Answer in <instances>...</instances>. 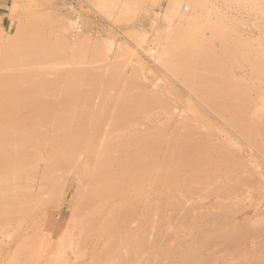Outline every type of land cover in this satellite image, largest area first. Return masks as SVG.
<instances>
[{"label": "rangeland", "instance_id": "1", "mask_svg": "<svg viewBox=\"0 0 264 264\" xmlns=\"http://www.w3.org/2000/svg\"><path fill=\"white\" fill-rule=\"evenodd\" d=\"M175 4L177 5V7H175ZM169 10H171V11H169ZM195 17L197 19L196 22L192 19ZM34 18H36V19L34 20ZM32 20H34V21H32ZM36 20H39V21H36ZM193 22H195V23H193ZM21 23H22V25L24 23H28V24L34 23L33 25L38 26V28H41L40 31L43 30V32L45 33V35H44L45 37L49 34V32H51L48 35L49 37L48 36L46 37L47 39L50 38L51 41H47V40L45 41L44 37H43V40H44V42L49 43V46L45 43L48 48L50 46L52 47V45H53V47H52L53 49L52 48H50V49H52V50L56 49L59 51L58 52V51L54 50L56 55L60 56V59H59L60 62L57 61L58 56L56 59V62H58V63H56L54 65H53V63H55V62L51 63L54 60H52L50 62L48 59L46 63L49 64V62H50V66L48 64L47 65L49 67H47L45 65L47 67V69L45 67H42L41 70L38 68L39 69V71H38L36 68V67H40V66L46 64L44 61H42V63H40V64L37 63L38 65L34 64V67L32 68V70L34 71V69L36 68L34 72L36 73V71H38L37 72L38 75L41 73V71H44V73L46 72L45 75L47 76V78L45 77V79H44L42 77V75H39L40 77L39 76H37V78L34 77L33 80L35 79V81H37V79H38V83L42 82V80H44V81L45 80L46 81H50V80L51 81H56V80L61 81V85H60L61 89L60 88L59 89L61 91L63 88H65L64 89V91H65L67 89V85H68L67 83H68V79L70 78V74L76 72V70H77L76 68H78L79 73H80V70H82L84 73H85V71L86 72L88 71V73H90V70L92 71V69H93L91 74H93V76L97 75L96 77L99 78L98 79L99 82L98 81H96V82L100 83V86L98 84V87H97L96 86L97 83H96V85L94 84V86L84 87L85 90L84 89L83 90L85 92H87L89 95H91L92 94L91 91L90 92L87 91L88 88H89V90L90 89L92 90L93 88L96 89V91H97L96 94H95V91H92V92H94L93 94H95V95L92 96L93 95L92 94L90 99L87 100V102L90 105L89 107H91L92 104L94 103L93 107H95L96 110L98 111L101 108V104L104 105V103L106 102V101L103 102L102 96L104 95L103 93L106 91V88H104L107 84L106 82L108 81V79H110V77H113L112 73H115V70H114V72L112 70L117 69V66H118L117 63L121 62L120 64L122 65V61H124V63H123V64H125V65H123L124 67H122L120 65L121 67H119V69H117L118 70L117 72L119 74L115 75L116 77L118 75H120V77H118V79H117V82H118V80H120V83L118 85L120 86L121 89H119L120 90L119 91L118 90L119 86L117 85V87L114 88V89L117 88L116 89L117 94L114 93V92H116L114 89H112L111 92L109 91L111 94V97L114 96L111 98V99H113L112 101L115 103H118V101L120 100L121 102L123 101L122 103H124L129 96H131V95L136 96V94H137V96H139L138 102L142 101L141 103H146V102L150 103V105L148 106L149 110L146 111V113H145V116H147V117L143 118L142 123L133 124V126L135 125L134 128L135 129L137 128V130H139V131L145 132V131H148L149 128L150 129H151V127L153 128V126H155L156 128H159L161 126V128H159V129H162L164 127L163 128L164 133H167L166 135L168 138H170V139L175 138L174 139L175 142H173V141L171 142V145L174 149L177 148L178 150H182V149L184 150L186 143H188L187 142L188 140L190 142L192 141L191 143L193 145L190 143L192 145V147L194 146V143H196V141L194 142V140H201V142H203V143H200V145L205 144L204 142H206V144L209 143L208 145L210 147H212V148H210L209 146L204 145V146H201L202 147L201 149H203V147L206 146L205 148L208 147L209 149H211V150H209L211 153L212 152L214 153L216 151L214 153V155L218 154L217 157L219 156L218 159H216V155L214 156L212 154L213 160H216V162L213 161L214 163L213 162L211 163L209 161L210 160V159H208L209 157H207L208 160L206 159L204 164L202 162V166L204 167L203 168L204 170H202L203 172H205V170L207 171V169H209L211 167H213V169H214V166L216 169L212 170V168H211L212 172L217 171L218 169H221L218 172L212 173L211 171L208 170L209 174H211V176L205 175L206 176V178H205L203 176V173L199 172V169L196 170L197 173L194 170L195 173H190V175H188V179H187L188 182L186 180H183V179L175 180L174 185H173V188H175V190L172 188L174 190V192L172 190L169 191L168 189H164V190H161L159 193H157L154 196L156 198L158 197L157 199L154 197L152 198L155 201L154 202L155 206L153 209L156 212L153 211L151 216L153 215V217L154 216L156 217V218L154 217L155 219L158 218L159 220L158 219L155 220L154 218H152L150 216L152 218V220L154 219L152 221V223L150 222L151 220H149L151 218L148 219L145 217L143 219V222L142 221L140 222L136 218V216L135 217L132 216L133 218H131V222H130L131 229H133L139 233L142 230L144 233L145 232L144 229H145L146 232L144 234H146V237H145V239L143 238L145 240L143 245L147 244L146 246H148V249L146 248V246H145V248L140 246L139 247L140 250H141V248L144 249V250L142 249L143 252H142V250L141 251L139 250V252L134 257L131 255L132 256L131 260H133V258L135 259V261H133V262H135L134 264H140V263L141 264H147V263H149V264L153 263L154 264L156 262H153V261H157L158 259H161V258H159L160 254L157 253L158 254L157 260H155V259L151 260L152 262L148 261V260H150V258L153 259V257H150L152 255V253L150 251H149L150 256L148 255V253H149L148 250L150 249V247H149L150 245H148V244H151L152 248H153L155 241H154V238L152 239V236L155 237L157 235V231L150 229L152 227L151 225L153 224V222L154 223L156 222L155 224H157V222H158V224H160V225H162L161 223L164 222L163 224H165V226L163 225L160 227V229H158L159 234H161V232H162V234H164L170 228L172 229V231L169 232L170 235H168L167 233L164 234L166 236H165V238H163V240L165 239V242H167V243H165V242L163 243V240L161 242L169 250H171L172 248H175V247L177 249V244H178V250H179L180 246H184V244L183 245H181V244L184 243L185 241H186L185 244H187V243L189 244L190 240L192 241V237H190V236H193L195 234L193 236V238H196V240H198V241L193 239L194 240L193 243L195 244V241H196L197 247L200 249H204V252L206 251L205 253L203 252L205 254L204 257L207 256L206 259H208V257H209V260H213V263H212V261L206 260V261H208V263L206 262V264H239V263L241 264L244 261H247V260L252 259V258L254 259V261L249 260L251 264H252V262H256V264H257L258 259L260 262L258 264L264 263L263 262L264 259H263V257H261V255L264 256V254H263L264 253V234H263L264 233V221H263L264 220V212H263L264 211V156H263L264 155V147H263V143H262V141L264 142V138H263L264 134H262V133H264V130H262V129H264V123H263L264 122V119H263L264 118V84H263L264 83V75H263L264 74V62H263L264 61V0H0V51L3 52V49H5L4 46H7L9 43L11 44V42L15 41V39H13V37L16 35V32H19V30L22 29L21 32H23V34L31 32L33 30L32 27L30 29L28 27H24V26H26V24L23 25V28L26 29L27 32L26 31L24 32L22 25H21V29H19L18 27L16 28V26H20ZM42 23H44L43 24L44 26H42ZM30 24H29V27L32 25V24L31 25ZM39 24H41L40 27H39ZM49 24L53 30L50 29L51 27L49 26ZM190 25H191V27H192V25L193 26L198 25V26L206 28L207 30H212V31H216L217 28H220L223 31H225V33L227 35L226 37L229 38V39H225L226 37H224V36L216 38V40L214 42L213 41L210 42L213 45H211L208 42L209 46H208V44L205 43V46L208 48H211V50L215 47V49H213V50H215V52L213 51L214 53L210 52L211 50H209L208 48L206 49V51L209 50V52L208 51L207 52L210 53V57L208 55H206V57H202L201 55H199L201 53V51H198L199 54L197 53L198 55H196L197 56L196 58L193 54V56L195 58V63H194L196 65L195 67H197V64H198L197 60L201 61V62L203 61L204 64L203 63H201V64L204 65L206 68L204 69V71L202 70V68H199V69H201L204 72L203 73L201 71L203 74H205V76L203 74L202 75L196 74L197 73L196 69H195L196 73L195 72L192 73V71L191 72L188 71L191 75L189 74V76H187L188 73L186 72V70H184V72H183V68H184L183 66L186 67L188 63L187 64L183 63L182 61H184V60H182L180 58L181 55L179 57V54L177 53V52H180V49H182L183 47L185 48L186 45L189 44L188 43L189 41H191V43L193 41L194 42L196 41L194 43L196 46V43L200 44L199 42L202 43V41L204 42L206 40V39L203 40L204 38L202 36H200V32L198 31L199 29H197V28H196L197 31H195L196 34H195V32L191 33L192 31L189 32V33L193 34V36H190L191 34H189V36L191 38L189 36L188 37L185 36L186 38H188V39L185 38L188 42H186L185 39H182L183 38L182 36H184V34H186V33L188 34V31H186L187 29H185V28L189 27ZM15 29H17V30L19 29V30L17 31ZM179 31L181 34H178ZM43 34H42V36H43ZM12 35H14V36L11 37ZM195 35H197V37H194ZM241 37L244 41L243 40L240 41ZM18 38H20V36H18ZM18 38H16V40ZM172 38H174V39H172ZM193 38H195V40ZM197 38H200L199 42L196 40ZM222 38H223V40L225 39V41L229 40V41H226L227 44L224 43ZM239 38H240V40H238ZM6 39H8L9 42ZM18 40L15 42V44L12 43L16 47L18 45V43H17ZM84 40L87 42V44L85 46H84V42H83ZM1 41L4 43L3 44L4 46L2 45ZM238 41L240 43H238ZM51 42H52V44H51ZM221 42H222V44H221ZM16 43H17V45H16ZM170 43H172V44H170ZM223 43H224V46H223ZM12 44L10 45V47H12ZM98 44L100 45V47H98L99 46ZM176 44H177V47H175ZM194 44H193V46H194ZM92 46H94V47H92ZM222 46H223V48H222ZM199 47H201L199 50H202L203 44ZM227 47H229L230 50L229 49L228 50L230 52L227 50ZM79 48H82L83 50H81ZM99 48L102 51L101 50L99 51ZM187 48L189 49V47H187ZM191 48H193V47H191ZM222 49L227 50L229 55L227 54V52L225 50H222ZM232 49L235 51V53H233L234 51L232 52ZM252 49H254L255 51L253 50L254 51L253 52ZM184 50H182V51H184ZM91 51L95 52V54L91 53ZM97 51H98V53H96ZM119 51H120V53H119ZM175 51H176V53H175ZM99 52H101L102 54ZM192 52H193V49L191 50V53ZM242 52H245V53H242ZM191 53L189 54V52H188V54L190 56L192 55ZM202 53L206 54V52H202ZM211 53L214 55H217V56H215L216 57L215 61L217 60L216 62L214 61V56ZM225 53L227 54V56ZM75 54L76 55L78 54L77 55L78 57L77 56L76 57L80 58V59H78L79 61L80 60H84V61L86 60V61L85 62L84 61L79 62L78 60H75V59H77L74 56ZM97 54H99V58H97ZM230 54H231V56H230ZM186 55L183 53V56H186ZM94 56L96 57V61L91 63V61H93L95 59V58L94 59L92 58ZM169 56H171V57H169ZM90 57L92 60L90 59ZM200 57H202V58H200ZM239 57H242V59H239ZM185 58H186V60H189L188 59L189 57L186 56ZM186 60H185V62H187ZM204 60H206V62L207 61L210 62V65L206 66ZM234 60H236V61H234ZM241 60H243L244 62ZM116 61H118V62L116 63ZM191 61L192 60H190L189 62H191ZM217 62H219L223 66L224 69L227 68V69H225V72L221 71V69L223 70V68L217 67L218 65H220ZM252 62H254V63H252ZM88 63L89 64L91 63V65L89 66ZM172 63L174 66L171 65ZM216 63H217V65H216ZM233 63H235V64H233ZM79 64H82V65H79ZM83 64H84V66H83ZM110 64L114 65V66H110ZM254 64H257L256 67ZM57 65H59V66H57ZM102 65L104 67L106 65L107 66L104 68ZM170 65L173 66L175 69H173V68L170 69V67H171ZM175 65H177V66H175ZM181 65L183 68L181 67ZM79 66H81V67H79ZM98 66H100V67L102 66V67L100 68ZM178 66H179V68L180 67L181 68L180 69L177 68ZM252 66H254L255 69H254V67L252 68ZM50 67L51 68L53 67L54 69H51ZM109 67H111V69ZM256 68L258 69V71ZM260 68L262 71L260 70ZM101 69H103V70L101 71ZM186 69H188V68H186ZM110 70H111V72H110ZM119 70H121V71H119ZM123 70H124V72H123ZM173 70H175V71H173ZM197 70H198V67H197ZM217 70H219V71H217ZM252 70L254 72L257 71L258 73L256 72V74H254L252 72ZM72 71H74V72H72ZM178 71H180V72H178ZM259 71H261L262 73ZM185 72L187 75L184 74ZM130 73H132V74L136 73L137 79L133 78L136 76L132 75V74L131 75L133 77L130 78V75H129ZM177 73H179V74H177ZM212 73L216 74V75H211ZM123 74H124L125 78L122 79ZM222 74L223 75L228 74V76L224 75L225 76L224 77ZM257 74L259 75V77ZM48 75H49V77H48ZM55 75L59 78H56ZM138 75H139V77H138ZM195 75L197 78L196 77L193 78V76H195ZM108 76H109V78H107V80H106V77H108ZM201 76L203 78L206 77V78H204L205 80L203 78H201ZM50 77H52V78L55 77V78L51 79ZM100 77H102V78L100 79ZM116 77H115V79H116ZM227 77H230L231 79L230 78L228 79ZM138 78H140V79H138ZM181 78H183V79H181ZM185 79H187V80L184 81ZM227 79H228V81L230 80V83L232 81V83L229 84ZM249 79H252V81H250ZM121 80H122V82H121ZM189 80H190V83H188ZM138 82L140 85H138ZM142 83H145V84L142 85ZM191 84H193V85H191ZM230 85H232V86H230ZM144 86H146V88ZM225 86H226V90H222V88H225ZM106 87H108V84ZM111 87H114V86L111 85ZM138 87H141V88H138ZM227 87L229 89L230 88L233 89L235 87L234 89L237 90L235 92L236 93L238 92V94L234 93V91H232V90L230 91L229 89H227ZM42 88H44V87L40 88L41 91H42ZM97 88L99 90H97ZM124 88H126V89H124ZM101 89H102V91H101ZM108 89H109V87H108ZM133 89H135V90H133ZM109 90H111V89H109ZM136 90H138V91H136ZM123 91H124L123 94H125V95L122 94ZM131 91H133V92H131ZM109 92H107V93L109 94ZM216 92H217V94H216ZM222 92L226 93V94H224L225 96L223 95L224 98L221 96ZM112 93H113V95H112ZM101 94H103V95L100 97ZM114 94H116V96ZM119 94H120V96H119ZM126 94H128V95H126ZM51 95H52V97H51ZM51 95L48 98L49 100H51V102H56V101L60 100V98H58L57 95H55V94H54V96H53V94H51ZM159 95H161V96H159ZM226 95L227 96L230 95V97L228 96L229 98H227ZM108 96H110V95H108ZM219 96H221V97H219ZM135 98H137V97H135ZM159 98H161V99L159 100ZM231 98H234L235 101H233V99H231ZM107 99H109V98H107ZM115 99H116V101H115ZM128 99H130V97ZM131 99H134V97ZM147 99H148V101H147ZM222 99H224V101L226 100L225 101L226 104L228 102H231V101L232 102H239V103L242 101V105L233 103L234 105H237V106H233L232 102H231V104H229V108H227L228 104L227 105L225 103L223 104ZM251 99H252V102L248 101ZM135 101L137 102V100H135ZM150 101H152V102H150ZM220 101H222V102H220ZM101 102H103V103H101ZM248 102H250V103L248 104ZM112 103H110V104H112ZM164 103H167V104L164 105ZM217 105H219V107ZM230 105H232V106H230ZM238 105H240V106L238 107ZM243 105H245V106H243ZM97 106L99 109H97ZM221 106L222 107L224 106V107L222 108ZM160 107H162V108H160ZM234 107L235 108L242 107L239 110L241 111L242 109H244L242 111L245 112V113L243 112L244 117L242 115H240L242 113H240V114L238 113L239 116L237 115V117L235 116L236 119L239 118L240 120L241 119L244 120L242 122V125H243L242 126L241 121L239 119H237V120H239L238 121L239 123L237 122L239 125V126L238 125L237 126L239 128H237L235 126L237 123L234 122L235 117H233V116H234V114L236 115V113H237L234 111V110H236V109H234ZM224 108H227L228 110H225ZM230 108L232 109L231 110L232 114L234 112L233 116L231 113L229 115L227 114V113H229L228 111H230ZM217 109H220V110L222 109L223 112L217 111ZM91 110H93L95 113H97V111L94 110V108H92ZM245 110H247V111H245ZM219 112L221 114L222 113L223 114L221 115V114H219ZM245 114H248V116H246V117H248L247 119L245 117ZM160 115L162 116L161 118H159ZM250 116H252V117H250ZM229 117L230 118L232 117V118L230 119ZM147 118L148 119L150 118V120L152 122H150V120H148ZM249 118L251 121L254 120L252 122L254 124H252L250 122V120L248 121ZM155 119H157V120H155ZM109 120L104 122L102 125L103 128L105 127L107 129L103 130V128L101 127L100 132H99L101 136H103V137L105 136V139L103 138L104 141L102 138L100 139L104 143H106L105 141H107V143L110 142V140L112 139L111 137L116 135L113 133H117L115 131L114 122L112 121V123H111L110 122L111 120L110 121ZM233 122L235 125L233 124ZM106 123H110L111 125L106 124ZM248 123H251L252 125L249 124L250 125L249 126ZM256 123H257V125H256ZM246 125H248L247 127H249L248 128L249 130L247 129ZM168 126H170V128ZM232 126H233V128H232ZM252 126H253V128H256V130H257V127H258V129L262 130V131L261 130L256 131L258 136L256 135L255 129H253ZM110 127H111V129H109ZM146 127H148V128H146ZM241 127L244 130H240ZM167 128H168V130H167ZM40 129L44 130V126H43V128H40ZM246 129L248 131H245ZM43 130H42V132L46 131V130H44V131ZM108 130H109V132L113 131V132H111L112 135H111V133L109 135ZM252 130L255 133L254 136L250 135V132H252ZM48 131L49 130H47V132ZM104 131L105 132L107 131L106 132L107 134H105ZM247 132H248V135L251 136V138H250V136L248 137ZM208 134H211V135H208ZM107 135L110 137H108ZM209 136H210V138H209ZM106 138H107V140H106ZM190 138H191V140H190ZM206 138H208V139H206ZM252 139L253 140L255 139V140L253 141ZM210 140H212V143L209 142ZM207 141H208V143H207ZM258 142L259 143L261 142V146L263 148L259 147L260 144ZM172 143H174V144H172ZM217 143H220L221 146L218 145ZM200 145L195 144L194 147L197 146V148L199 149ZM215 145H217V146H215ZM33 147L36 150L41 151L40 149H37V147H35V146H33ZM194 147H193V150L196 149ZM221 147H223V148H221ZM34 148H31V149H34ZM222 149H225V150H222ZM36 150H33V151L36 152ZM226 150L229 151L230 153H226ZM209 151H205V152H209ZM37 153H39V152H37ZM41 153H42V151H41ZM208 154H207V156H208ZM219 154H221V156ZM229 154L231 156H233L235 160ZM226 155H228V156H226ZM214 157H215V159H214ZM210 158H211V155H210ZM82 161H83V159H82ZM206 161L210 162V165H209V163L206 164ZM226 161H228V162H226ZM81 162L79 161V163H81ZM219 162L220 163L223 162L222 165ZM233 162H235V163H233ZM218 163H219V165H218ZM39 164H41V165H40V170L38 171L37 174H39V172H40V174L38 176L36 174V177L34 178L38 181L36 182V180L33 179V181L31 180L33 183H31L30 180L27 182L22 180V187H23V185H24V187L21 188V186H20L18 188V192L22 191L24 189L22 192L23 196H26L27 193L25 191H27L29 187L33 190V192H32L33 198H30V199L34 202L33 203L30 202L31 200L29 201L31 207L34 203H36L38 201V200L37 201L34 200L35 195L38 196L37 198H40V199H41V196L43 197V195H46V197L44 196L42 198V200H44V201L46 200L45 203L47 202L46 204H43L44 202L41 200V202L43 204L42 206H39L38 204L41 202H38L37 205L39 206V208L36 207L37 205H35V207H33L36 210L34 217L32 218V221H31L33 224L30 222V223L25 224L26 228L24 227L25 225L23 226L24 231L27 232V233L24 232L26 234L27 239L25 238V234L23 232L21 233L22 234L21 238L22 239L24 238V240L26 239V242H27L28 237L31 236L32 239L29 238V241L31 239L32 242L30 244L28 241L29 245H31L30 246L31 250L29 249L30 251L28 252V257L29 258L31 257V259H29L27 256L24 255L25 259H23L24 257L22 259L26 260V261H23L22 263L28 264V261H29V264H30L33 261L32 262L33 264H56L55 262L59 258V261L57 260V264H60V263L61 264H65V263L66 264H89V262H90L89 259L91 256L90 254L92 253V244H89L87 241H85L88 238V232L86 230L87 228L85 229V227H87L85 223L87 222L88 219L86 218V220H85L84 216L81 217V215H79L81 218H84L81 220L80 217L78 216V213H79L78 210L81 209V205H82V203H80V202L84 201V197L82 196L83 193H82V191H79V189H81V186H83V185L80 186V182L83 183L82 182L83 180L80 179L79 177L78 178L74 177L72 175L74 172H70L72 174H71V176H69L70 175V173H68L69 171L68 172L67 171H61L62 174L66 173V172L67 173L65 175L69 174L67 176H65L64 174L63 175L61 174L62 178H63V176H65V178L62 180V182L64 181L65 185L60 181L64 186V187H62V189L58 188L62 184L60 185V183H58L57 179H55V181L57 183H55L53 181L50 182V183H53V184H51V186H55L54 183L59 184V186H55V188H57L58 190L54 191V188L52 189L50 185L47 186V180H44L43 177H42L43 178L42 181H46V183L43 185L44 187L38 188V187L42 186V185L39 186V184H41V182H42L40 179L41 178L40 176H45V175L41 174L42 168H44L43 162L41 161V163H39ZM205 164L208 165L209 168H206L207 166L205 167L204 166ZM234 164H237V165H234ZM46 165H47V163L44 164L45 167H46ZM217 166H219V167H217ZM239 169H240V171H239ZM222 170L223 171L225 170V171L223 172ZM230 170H232L231 172L233 174L231 172H228ZM198 172H199V174H201V178L203 176L202 179H199L200 176H199ZM236 172H237V174H236ZM53 173H51V175ZM59 173H60V171H59ZM194 174H196V175L198 174V175L195 177ZM204 174H207V173L205 172ZM212 174H213V176H212ZM245 174H246V176H245ZM55 175L56 176H52V177L53 178H57V177L59 178L60 177L59 174H57V173ZM216 175H218L217 176L218 180L215 179ZM75 176H76V174H75ZM193 176L195 177V179L192 178ZM53 178L51 180H53ZM213 178L216 181H218L217 183H221V185L217 184V183L215 184L213 182L214 180H212ZM45 179H47V178H45ZM59 179L61 180V177ZM48 180L50 181V178ZM209 180H211V181H209ZM192 182H194V183H192ZM204 182H206L208 184H206ZM42 184H43V182H42ZM205 184H206L207 188L205 187ZM211 184H213L212 186H214V184H215V186H217L218 188L216 190L212 189ZM27 186H28V188H27ZM31 186H34V189ZM78 186H80V187H78ZM192 186L194 189H195V187H197V189H199L200 194H199L197 189H195V191H197V192H195L194 195H193L194 190L191 191V193H190ZM198 186H202V188H200ZM47 187H48V189H51V192H49L50 190H48V191L46 190ZM203 187H205V188H203ZM210 187H211V191H209ZM185 188H187V192L185 191L186 190ZM188 188H190V189H188ZM213 188H215V187H213ZM39 189H40V191L42 189V190H44V192L46 191V192L52 193V194H53V192H55L54 194L56 196L53 194V196L55 198L53 196L51 198L50 196L52 194H49L50 195L49 196L48 193L44 194L43 191H41V192L38 191ZM200 189H205V190L200 191ZM76 190H78V191L76 192ZM182 190H184V192H182ZM188 190H189V192H188ZM59 191L62 193H60ZM80 192H81V196H78L77 194H80ZM23 193H25V194H23ZM40 193H42L43 195L41 194V196H40ZM172 193H174V194L177 193V196L180 197L183 200V202H185L184 204L189 203V207H188V205H183L181 207V205L183 203V202H181V205L180 204L179 205H180V209L182 208L183 210L182 209H181L182 211L179 210V206L177 204L176 206L178 207V209L173 211L174 207H171V206H173V204H175V203H172L171 201L174 200V202H176V203H179V201H178V197H176ZM221 193H223V194H221ZM57 194H58V196H57ZM163 194H164V196L165 195L168 196L170 194L172 199L169 201L168 200L170 198L169 196H168L169 198L163 199L164 198ZM159 195H160V197H159ZM173 195H174V197H173ZM27 196H28V194H27ZM206 196H207V198H206ZM30 197H31V194H30ZM219 197H220V199H219ZM27 198L29 199V196ZM160 198L163 201L165 200V202H167L166 200H168V202H170L169 207H168V205H166L167 203L165 204L166 205L165 206L164 204H162V201L158 202L160 200ZM180 198H179V200H180ZM48 200H51V201H48ZM199 200L200 201L202 200L201 203ZM225 202L229 203V204L225 205L226 204ZM156 203H157V205H156ZM79 204H80V206H79ZM170 204H171V206H170ZM217 204H218V206H220V208L217 206ZM222 204H224V205H222ZM78 207H80V208L78 209ZM187 207L189 208L188 213H187V210H188ZM164 208H166L167 210ZM168 208H169V210H168ZM170 208L172 211L170 210ZM163 209L165 210L164 212H167L165 215L162 213ZM75 210H77L78 213L75 212ZM177 210L180 211V214L184 211H185L184 213H187V216H186V214H184L187 218L181 217L182 215L178 214L179 218H181L180 221H182V218H183V220L185 218V221H182L180 223V221L178 222L176 220L177 218L175 219L176 214H177L175 212H177ZM209 210L211 211L210 213L208 212ZM80 212H81V210H80ZM154 213L155 214L158 213L159 215L157 216V214L155 215ZM215 213H218V214L215 215ZM192 214H193V216H192ZM203 214H205V215H203ZM220 214H222V215L220 216ZM252 214H253V216H251ZM254 214L256 217L254 216ZM208 215H209V217H208ZM76 216H78V218ZM195 217H197V218H195ZM212 217H214L215 219L213 220ZM68 219H69L70 223L68 222ZM163 219H164V221H163ZM220 219H222V220H220ZM175 220L177 221V223L174 227ZM190 220H192L193 222L192 221L190 222ZM194 220L197 223H194ZM246 220L248 221V223ZM77 221L79 222L81 227L83 225H85V227L81 228L80 225L77 224L78 223ZM159 221H161V222L159 223ZM213 221H214V223H213ZM137 222L139 224H141V223H143V224L139 225ZM210 222H212V224ZM232 223H234V225ZM66 224H68V225H66ZM76 224L79 225V227ZM256 224H257V226H255ZM260 224H262L263 227ZM27 225L29 227L32 226V228L30 227L31 230L29 229V227H28L29 230L27 229ZM6 226L7 225L4 226L5 227L4 229H6V230H3V229H1V228H3L2 225H0V227H1L0 228L1 229L0 230V244L2 243V245H0V264H7L10 261L9 257H10L11 252H13V248L15 249V246L17 245L16 243L19 244L21 242V239L19 242H17V240H15V239L19 240L20 237L16 238L15 236L12 237L13 235L12 236L8 235V234H14L16 232V231L14 232V230H15L14 227L11 225H8L7 226L8 229H7ZM143 226H145V227H143ZM157 226L158 225H156L155 227L159 228ZM176 226H179V227L181 226V228L178 231H176L177 230V229L175 230ZM208 226L210 227V229ZM230 226H231V228H230ZM242 226H244V227H242ZM136 227H138V229ZM146 227H148L149 230ZM173 227H174V229H173ZM201 227H204L205 229L201 228ZM211 227L213 228L212 230H211ZM163 229H164V231H163ZM214 229H216V230H214ZM189 230L193 232V235H191L192 232H190ZM224 230H225V232H224ZM236 230L237 231L239 230L238 231L239 233L238 234L236 233L237 235H239L238 237L236 234H234V231L237 232ZM10 231L11 232L13 231L14 233H11ZM79 231H80V233H78ZM151 231H153V232L155 231L156 235L150 236ZM228 231H230V232H228ZM186 232H187V234H186ZM210 232H212V234L214 232L220 233V234L214 233V235H213L214 237H215V235L218 236L217 238H215L216 241H214V237L212 239L213 241H210V242H208L207 240H204V238L205 239L209 238V240H211L210 237H212V235ZM1 233H3V234H1ZM143 233L141 232V234H143ZM206 233H207L208 237L206 236ZM208 233L210 234V236L208 235ZM224 233H227L226 235H228V236L230 234L231 235L233 234V236L235 235L236 237L235 236L234 237H235L236 241L234 240L235 241L234 242L231 239V238H233L232 236H230L231 238L228 237L229 239H231L230 241H228V238ZM15 234H18V233H15ZM21 234L16 235V236L18 237ZM8 236L10 238L11 237L14 238V239L11 238V240L14 244L10 241V238ZM220 236H221V238H220ZM224 236L226 238H224ZM243 236H244V238H243ZM63 237H65V238H63ZM142 237H144V236L142 235ZM157 237H159V235ZM189 237H190V239H189ZM159 239H160V237L158 238V240ZM177 239L180 241H178ZM201 239L204 240V241L202 240L203 242L207 241L208 243L206 242L202 246L201 243L199 242V240H201ZM146 240H148V243H146L147 242ZM1 241H4V242H1ZM71 241H73L74 243L76 242V245H74L73 242H72L73 244L72 243L70 244L69 242H71ZM218 241H219V243H218ZM158 242L156 244L157 246L155 245L153 250L151 249L152 252H154L155 249H157L155 247L160 246L159 244H161V243H158ZM180 242H181V244H180ZM11 243H12V245H15V246L10 247ZM28 243H26V245ZM37 243L39 245H37ZM7 244H8V246H7ZM48 244L49 245L51 244V245L49 246ZM69 244H70V246H69ZM81 244H82V246H81ZM163 244H161L162 247H164ZM191 244L192 243H190L189 246H193V247L195 246V245H191ZM205 244H207L208 246H205ZM5 245H6V249L4 248ZM29 245L27 247H29ZM42 245H43V247H42ZM44 245H45V247H44ZM172 245L175 247H173ZM212 245H214V246H212ZM219 246H220V248L218 249ZM224 246H225V248H224ZM7 247H10V248H7ZM40 247H42V248H40ZM185 247H186V249L191 248V247H188L185 245L184 247H182L179 250V252L177 250H174V249L171 251H175V256H176V254H177L176 251L178 253H180ZM67 248H69V249H67ZM209 248H210V250H209ZM7 249L9 250V252ZM64 249H65V253L63 255L62 252H64ZM146 249H147V251H146ZM4 250H7V253L9 256L7 255V253L5 254L6 251H4ZM157 250L159 251V249H157ZM220 250H223V251L221 252ZM70 251L73 253H71ZM79 251H80V254H78ZM228 251H230V252L228 253ZM231 251H233V252H231ZM140 252H142V253H140ZM224 252H225V255L223 254ZM25 253H27V252L25 251ZM39 253H41V254H39ZM172 253H174V252H172ZM203 253L202 252L200 253V254H202L201 255L202 258H203ZM206 253H207V255H206ZM247 253L249 255H247ZM73 254H75V255H73ZM81 254H83V256H81ZM84 254H85V256H84ZM157 254L155 255L153 253L152 256H155L154 258H156ZM228 254H230V257L228 256ZM53 255H55V257L60 255L65 259L62 260L63 258L61 259L60 257L55 258ZM65 255H67L68 257H66ZM88 255H90L89 258H88ZM146 255L149 256L150 258L147 257ZM178 255H180V254H178ZM223 255L225 257L226 256H228V257L225 258ZM127 256L129 258L130 255L129 254L126 255V253H125V256H124L125 258L123 257V259L125 260L127 258ZM199 256H195V259H197L196 257H198V259H199ZM247 256L250 258H248ZM26 257H27V259H26ZM74 257H75V259H74ZM83 257H85V258H83ZM136 257H138V259H136ZM141 257L143 260L141 259ZM44 258H45V260H44ZM128 258L126 260H128ZM176 258L179 259L178 257H176ZM260 258H261V260H260ZM53 259L55 262L53 261ZM170 259L174 260L173 257H171ZM170 259L166 258L167 261ZM231 259H233V260H231ZM60 260H62V261H60ZM118 260L119 261L115 262V263H118V264L123 263V262H120V259H118ZM141 260H142V262H141ZM45 261H46V263H45ZM108 261H110V260H107L106 262L109 263ZM143 261H146V262H143ZM202 261H204V260H202ZM249 261H248V264H249ZM128 262L130 263L131 261H127V263ZM107 263H105V264H107ZM110 263L113 264V259ZM124 263H126V261ZM158 263L159 262H157V264ZM193 263H194V261H193ZM196 264H197V262H196ZM199 264H205V263L203 262V263H199ZM244 264H247V262H244Z\"/></svg>", "mask_w": 264, "mask_h": 264}, {"label": "bare ground", "instance_id": "2", "mask_svg": "<svg viewBox=\"0 0 264 264\" xmlns=\"http://www.w3.org/2000/svg\"><path fill=\"white\" fill-rule=\"evenodd\" d=\"M174 4V3H173ZM175 7H177V5L175 4ZM169 11H171V10H169ZM171 13V12H170ZM169 13V14H170ZM39 18V17H38ZM37 18V19H38ZM36 18H34V20H35ZM195 22L197 21V19H196V17L195 18H192ZM30 20V19H29ZM34 20H32V21H34ZM192 20V21H193ZM36 21H39V20H36ZM195 22H193V23H195ZM18 24V23H17ZM24 24H26V26H24V27H28L29 29L32 27L33 28V30L31 31V32H28V33H25V34H23V32H21L22 31V29H21V25H22V23L20 24V26H16V28L18 27L19 29H21V30H19V32H16V35L14 36V35H12L11 37H13V39H15V41L14 42H11V44L13 43V44H15V42L18 40V45H17V43H16V45H17V47L15 46V45H13L12 44V47H10V45L8 44L7 46H4L3 44V42L1 41V43H2V45L5 47V49H3V52L2 51H0V225H2V227L3 228H1V229H3V230H6V229H4L5 227V225H11V226H13L14 227V232L15 233H18V234H15L13 231L11 232V233H14V234H8L9 236L11 235H13L12 237H16V238H19V240L18 239H15V240H17V242H19L20 241V239H21V242L18 244V243H16L17 245L15 246V245H12V240H11V238H10V241L12 242L11 243V246L10 247H13V246H15V249L13 248V252H11V254H10V261L7 263V264H23L22 262L23 261H26V260H23V259H25V257H24V255L25 256H27L28 257V252L31 250L30 249V246L31 245H29V243L31 244V236L30 237H28V241H29V238H31L30 239V241H29V243H28V241L26 242V234L25 233H27V232H25L24 231V227L26 228V225L25 224H27V223H30L31 221H32V218L34 217V214H35V212H36V210H35V208H33V207H35V205H37L38 204V202H41V200H42V198L45 196L46 197V195H43L42 193L44 192V190H42L41 189V191H43L42 193H40V196H41V194L43 195V197L41 196V199L40 198H37L38 196H36L35 195V197H34V200H38L36 203H34L33 205H32V207L30 206V203H29V201L31 200L30 198H33V196H32V192H33V190L29 187L28 188V186H27V188H28V192L27 191H25L27 194H28V196H29V199L27 198L28 196H27V194H26V196H23L22 195V192H23V190L22 191H19L18 192V188L21 186V188H23L24 187V185H23V187H22V180L23 181H33V179L36 177V174L38 173V171L40 170V165L41 164H39V163H41V161L43 162V167L44 168H42V171H41V174L42 175H45V176H40L39 178L41 179V181H42V179L44 178V180H47V186H51V184H53V183H50V182H55V183H57L56 181H55V179H57V181H58V183H60V185L63 183L64 185H65V183H64V181L62 182V180L65 178V176H67V175H69V174H67V175H65L68 171V173H70V172H74L73 174L72 173H70V175L69 176H71V174L74 176V177H79L80 179H82L81 181L83 182V183H81L80 182V186L81 185H83V186H81V189H79V191H82V193H83V197H84V201H82V202H80V203H82V205H81V209H79L80 207H78V211H79V213L77 212V210H75V212H77L78 213V216L79 215H81V217H83L84 216V218H85V220H86V218L88 219L87 220V222L85 223L86 224V226L87 227H85V225H83L82 227H85V229L87 230V232H88V238H87V240H85V241H87L89 244H92V253L90 254V255H88V258H89V256H90V259H89V264H105V263H107L106 261L107 260H110V261H108L109 263L112 261V259H113V264H118V263H115V262H118L119 260L118 259H120V262H125L126 261V263H127V261H131L130 263L128 262L127 264H134L135 262H133V261H135V259L133 258V260H131V257L133 256H135L138 252H139V250H140V246L141 247H143V248H145V246L147 245V244H145V245H143V243H144V239H145V237H146V234H144L145 232H146V230L144 229V233H143V230L141 231L143 234H141V232L139 233V232H137V231H135V230H133V229H131V226H130V222H131V218H133L132 216H136V218L141 222H143V219H144V217L145 218H154L153 217V215L151 216V214L153 213V211H154V199H152L157 193H159L161 190H164V189H168L169 191L170 190H172L173 192H174V190H175V188H173V185H174V182H175V180H179V179H183V180H186L187 181V179H188V175H190V173H195L194 172V170L196 171V170H198L199 169V172H202L203 173V176L206 178V176L205 175H208V176H211V174H209V171H211L212 172V170H215L216 168H215V166H214V169H213V167H211L212 168V170H211V168H209V166L208 165H206V164H208L209 163V165H210V162L212 163L213 161H215L216 162V160H213V158H212V156L214 155V153L216 152H210L209 150H211V149H209L208 147L207 148H205L206 146H209L208 144V141H207V143L208 144H206V142H204L205 144H201L200 145V143H203V142H201V140H194V142L196 141V143H194V146H195V144L196 145H200V147H199V149L197 148V146L196 147H194V148H196L195 150H193V147H192V141L190 142L189 140L187 141L188 143H186V145H185V149L183 150H178L177 148H173L172 147V145H171V142L173 141V142H175L174 141V139H170V138H168L167 137V133H164V127L162 128V129H159V128H161V126L159 127V128H156L155 126H153V128L151 127V129L149 128V130L148 131H145V132H142V131H139V130H137V128L135 129L134 128V126H133V124H137V123H142V120H143V118H145V117H147V116H145V113H146V111H148L149 110V105H150V103H148V102H146V103H141V102H138L139 101V96H137V94H136V96L135 95H131V96H129L130 97V99L131 98H133L134 97V99H126V101L124 102V103H122L120 100L118 101V103H115V102H113L112 100L113 99H111L112 97H114V96H112L111 97V94H110V92L112 91V89H114L115 87H117V85L120 83V80H118V82H117V79H118V77H120V75H118L117 77L115 76V75H117V74H119L117 71V69H119V67H124L123 65H125V64H123L124 63V61H122V65L120 64V63H117L118 61H116V63H117V69H113L112 71L114 72V70H115V73H112V76L113 77H110V79H108V81L106 82L107 84H108V87H109V89H111V90H109L108 89V87H106L107 86V84H106V86L104 87V88H106V91L103 93V94H101L100 95V97L102 96V100H103V102H105L104 103V105H102L101 104V108H100V110H96V108L95 107H93V104H92V106L91 107H89L90 105L88 104V102H87V100H89L90 99V97H91V95L94 93V92H92V91H95V94H96V89L95 88H93L92 90L90 89L89 90V88H88V90L87 91H91V95H89L87 92H85L84 90V87H87V86H94V84L96 85V81H98V79L99 78H97L95 75V77L93 76V74H91L92 73V71H93V69H92V71L90 70V73H88V71L86 72L85 71V73L82 71V70H80V73H79V71H78V68H76L75 66V68L77 69L76 70V72H74V71H72V72H74V73H71L70 74V78L68 79V85H67V89L64 91V89L65 88H63L61 91H60V85H61V81H58V80H56V81H44V80H42V82H40V83H38V79H37V81H35V79L33 80V78L34 77H36L37 78V76H39V75H42V77L45 79V77L47 78V76L45 75V73H44V71H41V73L38 75L37 74V72L39 71V69L41 70V68L42 67H45L46 69H47V67H49L50 66V62L52 61V60H54V61H52L51 63H53V62H55V63H53V65L54 64H56V63H58V62H60V56L59 55H56V53H55V51H58V50H56V49H54V50H52L53 48V45H52V47L50 46L49 48L47 47V45L49 46V43H46V42H44V40H43V37H44V39H45V41L47 40V41H51L50 40V38H46L51 32H49V34L45 37L44 35H45V33L43 32V30L42 31H40L41 30V28H38V26H35V25H33L32 23V25L29 27V24L28 23H24ZM23 24V25H24ZM44 23H42V26H44L43 25ZM46 24V23H45ZM48 24V23H47ZM23 25H22V28H23ZM28 25V26H27ZM41 26V24H39V27ZM49 26H50V24H49ZM51 27V26H50ZM191 27V25L189 26V27H186L185 29H187L186 31H188V34L186 33V34H184V36H182L183 38L182 39H185L186 37L185 36H189V34H191V33H193V32H195V31H197V29H199L198 31L200 32V36H202L203 38V40H205L204 42L202 41V43L201 42H199L200 41V38H197L196 40L202 45L203 44V51L202 50H199L201 47H199V46H201L200 44H198V43H196V46H195V42L193 41L192 43H191V41H187L186 39H188V38H186L185 40H186V42H188L189 44L188 45H186V47L183 49H180V52H177L178 54H179V57H180V55H181V59L182 60H184V61H182L183 63H185V64H187V66L185 67V66H183L182 67V65H181V67L183 68V72H184V70H186V72L188 73V75L186 74V72L184 73V74H186L187 76H189V72L188 71H192V73L193 72H195V69H196V74H199V75H202L204 72V69L206 68L204 65H202L201 63H203V61L201 62V61H198L197 60V67H198V70L200 71H198L197 70V67H195L196 65L194 64L195 63V58L197 57L196 55H198L199 54V52L198 51H201V53L202 52H206V54L204 53H200L199 55H201L202 57H206V55H208L209 57H210V53H208L209 52V50H211V48H208V47H206L205 46V43L206 44H208V46H209V43L210 42H214L215 40H216V38H219V37H226L227 35H226V33H225V31H223L222 29H220V28H217L216 29V31H212V30H207L206 28H204V27H201V26H193L192 25V27ZM195 27V28H194ZM45 28V27H44ZM195 30H194V29ZM197 28V29H196ZM24 29V28H23ZM50 29H52V27L50 28ZM191 29V30H190ZM193 29V30H192ZM15 30H17V29H15ZM17 30V31H18ZM28 30V29H27ZM53 30V29H52ZM179 30V29H178ZM183 30V29H182ZM26 31V29H24V32ZM192 31V32H191ZM27 32V31H26ZM54 32V31H53ZM52 32V33H53ZM189 32H191V33H189ZM18 33V34H17ZM22 35H21V34ZM44 33V34H43ZM178 33V32H177ZM184 33V32H183ZM20 34V35H19ZM42 34H43V36H42ZM178 34H181L180 33V31H179V33ZM195 34H196V32H195ZM202 34V35H201ZM20 36V38H18V36ZM53 35V34H52ZM58 35V34H57ZM199 35V34H198ZM17 36V37H16ZM190 36H193V34H191ZM189 36V37H190ZM49 37V36H48ZM194 37H197V35H195ZM10 38V37H9ZM16 38H18L17 40H16ZM181 38V37H180ZM191 38V37H190ZM172 39H174V38H172ZM194 40H195V38H193ZM199 39V40H198ZM225 39H229L228 37H226ZM225 39L223 40V38H222V40L224 41V43L225 44H227L226 43V41H229V40H226L225 41ZM8 42H9V40L8 39H6ZM238 40H240V38L238 39ZM243 39H242V37H241V40L240 41H242ZM6 41V42H7ZM169 41V40H168ZM220 41V40H219ZM222 41V42H223ZM231 41V40H230ZM244 41V40H243ZM84 42V46L87 44V42L84 40L83 41ZM86 42V43H85ZM176 42V41H175ZM185 42V41H184ZM209 42V43H208ZM222 42H221V44H222ZM235 42V41H234ZM47 45H46V44ZM54 43V42H53ZM181 43V42H180ZM183 43V42H182ZM224 43H223V46H224ZM238 43H240L239 41H238ZM51 44H52V42H51ZM170 44H172V43H170ZM174 44V43H173ZM192 46H191V45ZM193 44H194V46H193ZM211 44V43H210ZM243 44V43H242ZM95 45V44H94ZM99 45V44H98ZM97 45V46H98ZM183 45V44H182ZM199 45V46H198ZM211 45H213V44H211ZM210 45V46H211ZM234 45V44H233ZM240 45V44H239ZM2 46V47H3ZM14 46V47H13ZM56 46V45H55ZM60 46V45H59ZM193 47V48H191V47ZM223 46H222V48H223ZM227 46V45H226ZM3 47V48H4ZM7 47V48H6ZM58 47V46H57ZM80 47V46H79ZM82 47V46H81ZM92 47H94V46H92ZM96 47V46H95ZM98 47H100V45L98 46ZM175 47H177V44L175 45ZM187 47H189V49L187 48ZM199 47V48H198ZM50 48H52V49H50ZM55 48V47H54ZM76 48V47H75ZM86 48V47H85ZM198 48V49H197ZM205 48V49H204ZM209 49V50H207L206 51V49ZM221 48V47H220ZM79 49H81V50H83L82 48H79ZM164 49V48H163ZM193 49V52L191 53V50ZM213 49H215V47L213 48ZM211 50L210 52H212V53H214L215 52V50ZM229 49V47H227V50ZM2 50V49H1ZM101 49L99 48V51H100ZM165 50V49H164ZM182 50H184V51H182ZM205 50V51H204ZM219 50V49H218ZM222 50H225V49H222ZM227 50H225L226 52H227ZM230 50V49H229ZM228 50V51H229ZM254 49H252V51H253ZM87 51V50H86ZM85 51V52H86ZM102 51V50H101ZM182 51V52H181ZM214 51V52H213ZM234 50L232 49V52H233ZM255 51V50H254ZM253 51V52H254ZM59 52V51H58ZM84 52V51H83ZM82 52V53H83ZM188 52H189V54L191 53L192 55L190 56L189 54H188ZM220 52V51H219ZM230 52V51H229ZM79 53V52H78ZM91 53H93V54H95V52H92L91 51ZM96 53H98V51L96 52ZM99 53H101V52H99ZM119 53H120V51H119ZM175 53H176V51H175ZM183 53L187 56V57H189L188 59L189 60H186V56H183ZM198 53V54H197ZM211 53V54H212ZM223 53V52H222ZM233 53H235V51L233 52ZM242 53H245V52H242ZM102 54V53H101ZM100 54V55H101ZM104 54V53H103ZM118 54V53H117ZM174 54V53H173ZM172 54V55H173ZM193 54H194V56H195V58H194V56H193ZM216 54V53H215ZM226 54V53H225ZM227 54H228V52H227ZM227 54H226V56H227ZM78 55V54H77ZM76 54L74 55L75 57L77 56ZM82 55V54H81ZM92 55V54H91ZM119 55V54H118ZM117 55V56H118ZM165 55V54H164ZM189 55V56H188ZM213 56H214V61H215V59H216V57L215 56H217V55H214V54H212ZM229 55V54H228ZM238 55V54H237ZM236 55V56H237ZM57 56H58V59H57ZM80 56V55H79ZM85 56V55H84ZM83 56V57H84ZM167 56V55H166ZM230 56H231V54H230ZM252 56V55H251ZM78 57V56H77ZM76 57V58H77ZM104 57V56H103ZM116 57V56H115ZM169 57H171V56H169ZM202 57H200V58H202ZM225 57V56H224ZM73 58V57H72ZM94 60L93 61H91V63L92 62H94V61H96V57L94 56V57H92ZM97 58H99V54H97ZM49 59V64L48 63H46L47 62V60ZM56 59H57V61L58 62H56ZM75 59V58H74ZM78 59H80V58H77V59H75V60H78ZM90 59H91V57H90ZM219 59V58H218ZM239 59H242V57H239ZM92 60V59H91ZM160 60V59H159ZM185 60L187 61V62H185ZM190 60H192L191 62H189ZM200 60V59H199ZM213 60V59H212ZM220 60V59H219ZM247 60V59H246ZM42 61H44L46 64H44V65H42V66H40V67H36L37 68V70L38 71H36V73L34 72L35 71V69H34V71L32 70V68L34 67V64H40V63H42ZM79 61V60H78ZM81 62L82 61H84V60H80ZM79 61V62H80ZM86 61V60H85ZM84 61V62H85ZM90 61V60H89ZM194 61V62H193ZM205 61V64H206V66L207 65H210V62H206V60H204ZM210 61V60H209ZM217 61V60H216ZM215 61V62H216ZM234 61H236V60H234ZM241 61H243V60H241ZM253 61V60H252ZM255 61V60H254ZM83 62V63H84ZM98 62V61H97ZM170 62V61H169ZM221 62V61H220ZM224 62V61H223ZM238 62V61H237ZM244 62V61H243ZM242 62V63H243ZM264 62V61H263ZM75 63V62H74ZM91 63L89 64V66L91 65ZM96 63V62H95ZM106 63V62H105ZM190 63V64H189ZM209 63V64H208ZM218 64H220L219 62H217ZM217 63H216V65H217ZM250 63V62H249ZM252 63H254V62H252ZM262 63V62H261ZM37 64V65H38ZM49 66H48V65ZM78 64V63H77ZM85 64V63H84ZM84 64H83V66H84ZM114 64V63H113ZM162 64V63H161ZM178 64V63H177ZM204 64V63H203ZM233 64H235V63H233ZM259 64V63H258ZM36 65V66H37ZM47 67H46V66ZM76 65V64H75ZM79 65H82V64H79ZM115 65V64H114ZM114 65H111L110 64V66H114ZM121 65V66H120ZM165 65V64H164ZM163 65V66H164ZM171 65H173V63L171 64ZM170 65V66H171ZM194 65V66H193ZM255 65V67H256V65L257 64H254ZM57 66H59V65H57ZM103 66V65H102ZM101 66V67H102ZM107 66V65H106ZM105 66V67H106ZM174 66V65H173ZM173 66H171L170 67V69L171 68H173V69H175ZM175 66H177V65H175ZM237 66V65H236ZM79 67H81V66H79ZM98 67H100V66H98ZM100 67V68H101ZM104 67V66H103ZM104 67V68H105ZM180 67V68H181ZM204 67V68H203ZM217 67H219V68H223V66L220 64V65H218ZM225 67V66H224ZM254 66H252V68H253ZM255 67H254V69H255ZM39 68V69H38ZM51 68V67H50ZM89 68V67H88ZM110 69H111V67H109ZM126 68V67H125ZM177 68H179V66L177 67ZM179 68V69H180ZM186 68H188V69H186ZM190 68V69H189ZM199 68H202V70L201 69H199ZM258 68V67H257ZM256 68V69H257ZM262 68V67H261ZM261 68H260V70H261ZM44 69V68H43ZM51 69H54L53 67L51 68ZM99 69V68H98ZM168 69V68H167ZM211 69V68H210ZM225 69H227V68H225ZM225 69L223 68V70L221 69V71L222 72H225ZM96 70V69H95ZM103 69H101V71H102ZM122 70V69H121ZM121 70H119V71H121ZM125 70V69H124ZM124 70H123V72H124ZM134 70V69H133ZM178 70V69H177ZM82 71V72H81ZM132 71V70H131ZM130 71V72H131ZM140 71V70H139ZM173 71H175V70H173ZM182 71V70H181ZM203 73H202V72ZM217 71H219V70H217ZM257 71H258V69H257ZM256 71V72H257ZM262 71V70H261ZM261 71H259V72H261ZM52 72V71H51ZM97 72V71H96ZM95 72V73H96ZM104 72V71H103ZM110 72H111V70H110ZM109 72V73H110ZM135 72V71H134ZM178 72H180V71H178ZM199 72V73H198ZM252 72L254 73V74H256V72H254L253 70H252ZM36 75H35V74ZM44 73V74H43ZM94 73V74H95ZM121 73V72H120ZM133 73V72H132ZM132 73H130L129 75H130V78H132L133 76L132 75H135L136 76V73H134V74H132ZM139 73V72H138ZM142 73V72H141ZM210 73V72H209ZM214 73V72H213ZM211 74V75H216V74ZM230 73V72H229ZM252 73V74H253ZM258 73V72H257ZM262 73V72H261ZM69 74V73H68ZM67 74V75H68ZM132 74V75H131ZM177 74H179V73H177ZM182 74V73H181ZM220 74V73H219ZM260 74V73H259ZM35 75V76H34ZM50 75V74H49ZM49 75H48V77H49ZM54 75V74H53ZM110 75V74H109ZM128 75V76H129ZM174 75V74H173ZM191 75V74H190ZM194 75V74H193ZM198 75V76H199ZM204 76H205V74H203ZM223 75V74H222ZM221 75V76H222ZM225 75V74H224ZM223 75V76H224ZM258 75V74H257ZM256 75V76H257ZM264 75V74H263ZM56 76V75H55ZM99 76V75H98ZM111 76V75H110ZM127 76V75H126ZM225 76H228V74H226ZM224 76V77H225ZM40 77V76H39ZM115 77H116V79H115ZM138 77H139V75H138ZM178 77V76H177ZM194 77H196V75L195 76H193V78ZM208 77V76H207ZM258 77H259V75H258ZM261 77V76H260ZM263 77V76H262ZM51 79H54V78H52V77H50ZM56 78H59V77H57L56 76ZM102 77H100V79H101ZM107 78H109V76L108 77H106V80H107ZM123 78H125V76H124V74H123V77H122V79ZM133 78H135V79H137V76L136 77H133ZM192 78V79H193ZM197 78V77H196ZM201 78H203L202 76H201ZM204 78H206V77H204ZM203 78V79H204ZM214 78V77H213ZM228 79L230 78V77H227ZM235 78V77H234ZM127 79V78H126ZM125 79V80H126ZM138 79H140V78H138ZM181 79H183V78H181ZM191 79V80H192ZM199 79V78H198ZM228 79H227V81H228ZM231 79V78H230ZM128 80V79H127ZM131 80V79H130ZM134 80V79H133ZM187 79H185L184 81H186ZM205 80V79H204ZM250 81H252V79H249ZM135 81V80H134ZM137 81V80H136ZM140 81V80H139ZM193 81V80H192ZM203 81V80H202ZM209 81V80H208ZM99 82V81H98ZM121 82H122V80H121ZM143 82V81H142ZM229 82V84H231L232 83V81H231V83H230V80L228 81ZM129 83V82H128ZM136 83V82H135ZM188 83H190V80L188 81ZM192 83V82H191ZM98 84H99V86H100V83H97V87H98ZM143 84H145V83H142V85ZM261 84V83H260ZM264 84V83H263ZM110 85V86H109ZM111 85L112 86H114V87H111ZM126 85V84H125ZM138 85H140L139 84V82H138ZM191 85H193V84H191ZM254 85V84H253ZM119 86V85H118ZM134 86V85H133ZM230 86H232V85H230ZM239 86V85H238ZM255 86V85H254ZM41 87H44V88H42V91H41ZM111 87V88H110ZM124 87V86H123ZM145 88H146V86H144ZM201 87V86H200ZM60 88V89H59ZM100 88V87H99ZM138 88H141V87H138ZM235 88V87H234ZM232 89V88H228L227 87V89H229L230 91L232 90V91H234V93H236L235 91H237L236 89ZM252 88V87H251ZM84 89V90H83ZM117 89V88H116ZM116 89H114L115 91H116ZM119 89H121L120 88V86L118 87V90ZM124 89H126V88H124ZM97 90H99L98 88H97ZM113 90V91H114ZM123 90V89H122ZM133 90H135V89H133ZM221 90V89H220ZM222 90H226V86H225V88H222ZM63 91V92H62ZM101 91H102V89H101ZM110 91V92H109ZM120 91V90H119ZM126 91V90H125ZM128 91V90H127ZM136 91H138V90H136ZM145 91V90H144ZM85 92V93H84ZM99 92V91H98ZM107 92H109V94L107 93ZM131 92H133V91H131ZM200 92V91H199ZM114 93H116L117 94V91L116 92H114ZM124 93V91L122 92V94ZM135 93V92H134ZM213 93V92H212ZM220 93V92H219ZM250 93V92H249ZM51 94H53V96H54V94L55 95H57L58 96V98H60V100L59 101H56V102H51V100H49L48 98L50 97V95ZM95 94H93L92 96H94ZM116 94H114L115 96H116ZM142 94V93H141ZM144 94V93H143ZM216 94H217V92H216ZM222 94V95H221ZM220 95L223 97V95L224 94H226V93H221ZM229 94V93H228ZM232 94V93H231ZM236 94H238V92L236 93ZM108 95H110V96H108ZM112 95H113V93H112ZM123 95H125V94H123ZM126 95H128V94H126ZM234 95V94H233ZM56 96V97H57ZM108 96V97H107ZM119 96H120V94H119ZM158 96V95H157ZM156 96V97H157ZM159 96H161V95H159ZM207 96V95H206ZM221 96H219V97H221ZM225 96V95H224ZM229 97H230V95H228ZM227 95H226V97L227 98H229ZM238 96V95H237ZM243 96V95H242ZM246 96V95H245ZM51 97H52V95H51ZM109 98V99H107V98ZM123 97V96H122ZM121 97V98H122ZM135 97H137V98H135ZM141 97V96H140ZM143 97V96H142ZM165 97V96H164ZM204 97V96H203ZM225 97V98H226ZM118 98V97H117ZM206 98V97H205ZM224 98V97H223ZM254 98V97H253ZM106 99V100H105ZM141 99V98H140ZM143 99V98H142ZM161 98H159V100H160ZM167 99V98H166ZM217 99V98H216ZM231 99H233V101H235L234 100V98H231ZM230 99V100H231ZM240 99V98H239ZM245 99V98H244ZM118 100V99H117ZM123 100V99H122ZM135 100H137V102L135 101ZM212 100V99H211ZM218 100V99H217ZM223 100V104L225 103V101H224V99H222ZM108 101V102H107ZM113 103H112V102ZM115 101H116V99H115ZM135 101V102H134ZM147 101H148V99H147ZM169 101V100H168ZM216 101V100H215ZM228 101V100H227ZM237 101V100H236ZM248 101H251L252 102V99L251 100H248ZM103 102H101V103H103ZM121 102V103H120ZM150 102H152V101H150ZM154 102V101H153ZM167 102V101H166ZM220 102H222V101H220ZM232 102V101H231ZM231 102H228L226 105H227V108H229V104H231ZM247 102V101H246ZM254 102V101H253ZM110 103H112V104H110ZM156 103V102H155ZM233 103H236V104H240V105H242V101L239 103V102H232V105L233 106H237V105H234ZM250 102H248V104H249ZM167 103H164V105H166ZM169 104V103H168ZM100 105V104H99ZM159 105V104H158ZM221 105V104H220ZM232 105H230V106H232ZM240 105H238V107L240 106ZM168 106V105H167ZM218 107H219V105H217ZM225 106V105H224ZM223 106V107H224ZM243 106H245V105H243ZM254 106V105H253ZM169 107V106H168ZM222 107V106H221ZM220 107V108H221ZM222 107V108H223ZM226 107V106H225ZM235 108L234 107V109H236V110H234L235 112H237L236 113V115L234 114V112H233V114H234V116H233V114H232V112H231V108H230V111H228L229 113H227L228 115L231 113L232 114V116L233 117H237V115L239 116V114L240 113H242V114H240V115H242L243 117H244V111H242V110H244V109H242L241 111L239 110L240 108H242V107H240V108ZM92 108H94V110H96L97 111V113H95L93 110H91ZM151 108V107H150ZM153 108V107H152ZM160 108H162V107H160ZM227 108H224L225 110H228ZM97 109H99L98 108V106H97ZM240 112H239V111ZM217 111H222L223 112V110L221 109H217ZM245 111H247V110H245ZM244 112V113H243ZM239 113V114H238ZM247 113V112H246ZM249 113V112H248ZM152 114V113H151ZM219 114H221L220 112H219ZM223 114V113H222ZM221 114V115H222ZM226 114V113H225ZM224 114V115H225ZM158 115V114H157ZM156 115V116H157ZM251 115V114H250ZM253 115V114H252ZM149 116V115H148ZM246 116H248V114H245V117ZM159 117V116H158ZM162 116L160 115V117L159 118H161ZM236 117H235V121L234 122H238L240 119L239 118H237V119H239V120H237L236 119ZM250 117H252V116H250ZM230 118V117H229ZM232 118V117H231ZM230 118V119H231ZM248 117H246V119H247ZM111 121H110V120ZM148 119V118H147ZM234 119V118H233ZM255 119V118H254ZM264 119V118H263ZM110 121L111 123H112V121L114 122V125H115V131L117 132V133H113V134H116L115 136H113V137H111L112 139L110 140V142H108L107 143V141H105L106 143H104V142H102L100 139L102 138H104L105 139V136L103 137V136H101L100 135V129H101V127H102V125H103V123L104 122H106V121ZM148 120H150V118L148 119ZM147 120V121H148ZM155 120H157V119H155ZM237 120V121H236ZM250 120V118L248 119V121ZM145 121V120H144ZM241 121V125H242V122L244 121V120H240ZM247 121V120H246ZM254 121V120H253ZM253 121H251L250 120V122L252 123ZM257 121V120H256ZM259 121V120H258ZM150 122H152L151 120H150ZM149 122V123H150ZM234 122H233V124H234ZM261 122V121H260ZM239 123V122H238ZM238 123L235 125L237 128H239L238 126ZM245 123V122H244ZM243 123V124H244ZM248 123V125L250 124V125H252V124H254V123ZM259 123V122H258ZM264 123V122H263ZM106 124H110V123H106ZM44 126V130H46V131H44L43 129H40V128H43V126ZM111 125V124H110ZM159 125V124H158ZM170 125V124H169ZM233 125V126H234ZM238 125V126H237ZM240 125V126H241ZM245 125V124H244ZM248 125H246V127L248 126ZM249 125V126H250ZM256 125H257V123H256ZM259 125V124H258ZM105 126V125H104ZM233 126H232V128H233ZM243 126V125H242ZM254 126V125H253ZM253 126H252V128H253ZM48 129H47V128ZM109 127V126H108ZM138 127V126H137ZM155 127V128H154ZM169 128H170V126H168ZM46 128V129H45ZM103 128V127H102ZM146 128H148V127H146ZM145 128V129H146ZM190 128V127H189ZM245 128V127H244ZM249 127H247V129H248ZM251 128V127H250ZM106 130L107 128H103V130ZM109 129H111V127L109 128ZM191 129V128H190ZM245 130V131H248V130ZM253 129H255V133H256V131H258V130H261V129H258V127H257V130H256V128H253ZM42 130L44 131V132H42ZM47 130H49L48 132H47ZM167 130H168V128H167ZM166 130V131H167ZM184 130V129H183ZM239 130V129H238ZM240 130H244L242 127H241V129ZM262 130H264V129H262ZM261 130V131H262ZM244 131V132H245ZM251 131V130H250ZM105 132V131H104ZM107 132V131H106ZM105 132V134H107ZM111 132H113V131H111ZM111 132H109V130H108V133H109V135H110V133ZM252 133V134H251ZM254 133V131L252 130V132H250V135H252V136H254L255 135V133ZM259 133V132H258ZM207 134V133H206ZM262 134H264V133H262ZM111 135H112V133H111ZM186 135V134H185ZM196 135V134H195ZM199 135V134H198ZM208 135H211V134H208ZM247 135H248V132H247ZM246 135V136H247ZM250 135H248V137L250 136ZM256 135H257V133H256ZM261 135V134H260ZM108 136V135H107ZM106 136V137H107ZM180 136V135H179ZM194 136V135H193ZM258 136V135H257ZM263 136V135H262ZM108 137H110V136H108ZM170 137V136H169ZM218 137V136H217ZM181 138V137H180ZM195 138V137H194ZM209 138H210V136H209ZM250 138H251V136H250ZM257 138V137H256ZM260 138V137H259ZM264 138V137H263ZM104 139H103V141H104ZM185 139V138H184ZM205 139V138H204ZM206 139H208V138H206ZM106 140H107V138H106ZM190 140H191V138H190ZM253 140V139H252ZM255 140V139H254ZM253 140V141H254ZM209 142H211L212 143V140H210ZM192 145H191V144ZM199 143V144H198ZM252 143V142H251ZM257 143V142H256ZM259 143V142H258ZM262 143H263V147H264V142L262 141ZM172 144H174V143H172ZM218 145H220V143H217ZM260 144V146L259 147H262L261 146V142L259 143ZM176 145V144H175ZM188 145V146H187ZM190 145V146H189ZM204 145H206L205 147H203V149H201L202 147L201 146H204ZM33 146H35V147H37V149H40L41 151H42V153H41V151H38V150H36ZM179 146V145H178ZM212 146V145H211ZM215 146H217V145H215ZM221 146V145H220ZM256 146V145H255ZM175 147V146H174ZM183 147V146H182ZM210 147V146H209ZM262 147V148H263ZM31 148H34V149H31ZM210 148H212V147H210ZM221 148H223V147H221ZM205 149V150H204ZM207 149V150H206ZM217 149V148H216ZM261 149V148H260ZM33 150H36V152L35 151H33ZM215 150V149H214ZM220 150V149H219ZM222 150H225V149H222ZM205 151H209V152H205ZM213 151V150H212ZM37 152H39V153H37ZM209 153V154H208ZM226 153H230L229 151H227L226 150ZM207 154H208V156H207ZM213 154V155H212ZM210 155H211V158H210ZM216 155V159H218V157H217V155L218 154H215ZM214 155V156H215ZM220 156H221V154H219ZM223 155V154H222ZM225 155V154H224ZM230 155V154H229ZM226 156H228V155H226ZM231 156V155H230ZM264 156V155H263ZM207 157H209L208 159H210L209 161L210 162H207L206 161V164L204 165L206 168H209V169H207V171L205 170V172L207 173V174H204L205 172H203L202 170H204L203 168V166H202V162H203V164H204V162H205V160L207 159ZM231 157H233V156H231ZM225 158V157H224ZM229 158V157H228ZM82 159H83V161H82ZM207 159V160H208ZM214 159H215V157H214ZM233 159H234V157H233ZM204 160V161H203ZM220 160V159H219ZM235 160V159H234ZM46 161V162H45ZM79 161L81 162V163H79ZM221 161V160H220ZM226 162H228V161H226ZM45 163H47V165H46V167L44 166V164ZM214 163V162H213ZM220 163V162H219ZM219 163H218V165H219ZM223 163V162H222ZM222 163H220L221 165H222ZM233 163H235V162H233ZM239 164V163H238ZM202 167H201V166ZM214 165V164H213ZM212 165V166H213ZM217 165V164H216ZM234 165H237V164H234ZM240 166V165H239ZM238 166V167H239ZM217 167H219V166H217ZM222 167V166H221ZM224 167V166H223ZM229 167V166H228ZM227 167V168H228ZM45 169V170H44ZM201 170V171H200ZM219 170H221V169H218L217 171H213V172H218ZM227 170V169H226ZM244 170V169H243ZM252 170V169H251ZM56 174H59V176L61 177V180L57 177V178H53L52 176H56L53 172ZM58 171V172H57ZM59 171H60V173H59ZM61 171H67L66 173H63L65 176H63V178H62V176H61V174H62V172ZM223 171V170H222ZM225 171V170H224ZM223 171V172H224ZM232 170H230V171H228V172H231ZM239 171H240V169H239ZM242 171V170H241ZM246 171V170H245ZM46 172V173H45ZM199 172H198V174H199ZM210 172V173H211ZM212 172V173H213ZM227 172V171H226ZM225 172V173H226ZM45 173V174H44ZM51 173H53L52 175H51ZM196 173H197V171H196ZM232 173V172H231ZM39 174H40V172H39ZM39 174H37V176L39 175ZM62 174V175H63ZM75 174H76V176H75ZM197 174V175H198ZM223 174V173H222ZM233 174V173H232ZM235 174V173H234ZM236 174H237V172H236ZM258 174V173H257ZM256 174V175H257ZM50 175V176H49ZM193 175V174H192ZM196 174H194V176L196 177L197 176ZM50 178V181L48 180L49 178ZM192 177V178H194L195 179V177ZM199 176H200V178L199 179H202L203 178V176H202V178H201V174H199ZM212 176H213V174H212ZM217 176L218 175H216V177H215V179H217L218 180V178H217ZM220 176V175H219ZM223 176V175H222ZM230 176V175H229ZM245 176H246V174H245ZM248 176V175H247ZM250 176V175H249ZM43 177V178H42ZM190 177V176H189ZM225 177V176H224ZM45 178H47V179H45ZM53 178V180H51ZM38 179V178H37ZM74 179V178H73ZM214 178L212 179V180H214L213 182L216 184L218 181H216ZM34 180H36V179H34ZM66 180V179H65ZM207 180V179H206ZM205 180V181H206ZM222 180V179H221ZM253 180V179H252ZM251 180V181H252ZM31 181V183H33ZM38 180H36V182H37ZM40 181V180H39ZM40 181V182H41ZM62 183H61V182ZM78 181V180H77ZM80 181V180H79ZM196 181V180H195ZM209 181H211V180H209ZM35 182V181H34ZM42 182H43V184H42ZM41 182V184H39V186H41V187H38V188H42V187H44L43 185L46 183V181H42ZM188 182V181H187ZM227 182V181H226ZM239 182V181H238ZM250 182V181H249ZM29 183V182H28ZM54 183V185L55 186H59V184H55ZM192 183H194V182H192ZM204 183H206V182H204ZM203 183V184H204ZM36 184V183H35ZM63 184L61 185V186H59L58 188L59 189H62V187H64L63 186ZM187 184V183H186ZM200 184V183H199ZM206 184H208V183H206ZM206 184H205V187H206ZM210 184V183H209ZM215 184H214V186H212L213 184H211V186H212V189H217L218 187L217 186H215ZM217 184H220L221 185V183H217ZM46 186V185H45ZM55 186H51V188L53 189L54 188V191L56 190H58L57 188H55ZM80 186H78V187H80ZM177 186V185H176ZM203 186V185H202ZM202 186H198V187H200V188H202ZM230 186V185H229ZM31 187H33V189H34V186H31ZM205 187H203V188H205ZM213 187H215V188H213ZM228 187V186H227ZM174 190H173V189ZM182 188V187H181ZM184 188V187H183ZM207 188V187H206ZM220 188V187H219ZM179 189V188H178ZM186 189V190H185ZM184 190L187 192V188H185ZM188 189H190V188H188ZM195 189H197V187H195ZM195 189L193 188V186H192V188H191V190H190V193H191V191H193V195H194V193L195 192H197V191H195ZM32 190V191H31ZM47 191L48 190H50L49 192H51V189H48V187H47V189H46ZM184 190H182V192H184ZM198 190V192H199V189H197ZM202 190H205V189H200V191H202ZM238 190V189H237ZM38 191H40V189L38 190ZM40 191V192H41ZM78 190H76V192H77ZM209 191H211V187L209 188ZM220 191V190H219ZM223 191V190H222ZM254 191V190H253ZM60 192V191H59ZM185 192V193H186ZM188 192H189V190H188ZM221 192V191H220ZM35 193V192H34ZM48 192H44V194H47ZM55 192H53V194H54ZM58 193V192H57ZM60 193H62V192H60ZM79 193V192H78ZM165 193V192H164ZM170 193V192H169ZM211 193V192H210ZM23 194H25V193H23ZM30 194H31V197H30ZM49 194H52V193H48V195ZM53 194L50 196L51 198H52V196H53ZM59 194V193H58ZM58 194H57V196H58ZM166 194V193H165ZM168 194V193H167ZM172 194H174V193H172ZM189 194V193H188ZM199 194H200V192H199ZM221 194H223V193H221ZM238 194V193H237ZM34 195V194H33ZM55 195V194H54ZM61 195V194H60ZM78 196H81V192H80V194H77ZM161 195V194H160ZM160 195H159V197H160ZM176 197H178L177 196V193H175L174 194ZM174 195H173V197H174ZM185 195V194H184ZM191 195V194H190ZM39 196V197H40ZM56 196V195H55ZM158 196V195H157ZM163 196H164V194H163ZM162 196V197H163ZM170 198H169V197ZM168 196H164V198L163 199H166V198H169L168 200L170 201L171 199H172V197H171V195L169 194ZM208 196V195H207ZM207 196H206V198H207ZM218 196V195H217ZM26 199H25V198ZM49 197V198H50ZM54 197V196H53ZM76 197V196H75ZM82 197V198H83ZM55 198V197H54ZM154 198H156V197H154ZM158 198V197H157ZM156 198V199H157ZM179 198L180 197H178V201H179V203H176V202H174V200L173 201H171L172 203H175V204H173V206H171V204H170V206L171 207H174L173 208V211H175L176 209H178V207L176 206L177 204H178V206H179V210H181L180 209V205H181V202H183V200L180 198V200H179ZM222 198V197H221ZM81 199V198H80ZM79 199V200H80ZM219 199H220V197H219ZM53 200V199H52ZM76 200V199H75ZM168 200H166L167 202H165V200L163 201V200H161V198H160V200L158 201V202H161L162 201V204H166V205H168V207H169V203L170 202H168ZM44 203L43 204H46L45 203V201L44 200H42ZM48 201H51V200H48ZM194 201V200H193ZM200 201V200H199ZM202 201V200H201ZM201 201H200V203H201ZM218 201V200H217ZM30 202H34V201H30ZM75 202V201H74ZM157 202V203H158ZM165 202V203H164ZM187 202V201H186ZM229 202V201H228ZM259 202V201H258ZM261 202V201H260ZM31 203V204H32ZM157 203H156V205H157ZM185 202H183L182 203V205H181V207L183 206V205H188V207H189V203L188 204H184ZM216 203V202H215ZM221 203V202H220ZM226 203V202H225ZM42 204V202L41 203H39L38 205L39 206H42L43 205ZM180 204V205H179ZM214 204V203H213ZM229 203H226L225 205H228ZM253 204V203H252ZM251 204V205H252ZM36 206V207H38L39 208V206ZM165 205V206H166ZM175 205V206H174ZM222 205H224V204H222ZM232 205V204H231ZM45 206V205H44ZM79 206H80V204H79ZM163 206V205H162ZM161 206V207H162ZM217 206H218V204H217ZM74 207V206H73ZM164 207V206H163ZM187 207V208H188ZM211 207V206H210ZM219 208H220V206H218ZM41 208V207H40ZM159 208V207H158ZM216 208V207H215ZM234 208V207H233ZM255 208V207H254ZM37 209V208H36ZM157 209V208H156ZM164 209H166V208H164ZM163 209V214L165 215L167 212H164L165 210ZM80 210H81V212H80ZM158 210V209H157ZM167 210V209H166ZM168 210H169V208H168ZM170 210H171V208H170ZM179 210H177V212H175V213H177L176 214V217H175V219L179 222L180 221V219L181 218H179V215H182L181 217H186L187 216V213L189 212V208H188V210H187V213H184V212H182L181 214H180V211ZM183 210V209H182ZM181 210V211H182ZM172 211V210H171ZM217 211V210H216ZM239 211V210H238ZM154 212H156V211H154ZM209 213L211 212L210 210L208 211ZM207 212V213H208ZM215 212V211H214ZM228 212V211H227ZM264 212V211H263ZM161 213V214H162ZM232 213V212H231ZM230 213V214H231ZM239 213V212H238ZM72 214V213H71ZM83 214V215H82ZM155 214V213H154ZM157 214V216L159 215L158 213H156ZM155 214V215H156ZM179 214V215H178ZM184 214H186V216L184 215ZM218 213H215V215H217ZM237 214V213H236ZM260 214V213H259ZM262 214V213H261ZM203 215H205V214H203ZM214 215V216H215ZM222 214H220V216H221ZM73 216V215H72ZM78 216H76L77 218H78ZM151 216V217H150ZM192 216H193V214H192ZM219 216V215H218ZM251 216H253V214L251 215ZM254 216H255V214H254ZM80 217V216H79ZM80 217V219L82 220V219H84V218H81ZM198 217V216H197ZM197 217H195V218H197ZM208 217H209V215H208ZM216 217V216H215ZM231 217V216H230ZM245 217V216H244ZM256 217V216H255ZM71 218V217H70ZM75 218V217H74ZM152 218L151 219H149V220H151L150 222L152 223V221L156 218H154L153 220H152ZM160 218V217H159ZM187 218V217H186ZM194 218V217H193ZM192 218V219H193ZM211 218V217H210ZM248 218V217H247ZM72 219V218H71ZM158 219V218H157ZM157 219H155V220H157ZM171 219V218H170ZM203 219V218H202ZM212 219L214 220L215 218L214 217H212ZM217 219V218H216ZM219 219V218H218ZM231 219V218H230ZM255 219V218H254ZM136 220V219H135ZM148 220V221H149ZM159 220V219H158ZM166 220V219H165ZM175 220V223H174V227H175V225H176V223H177V221ZM196 220V219H195ZM195 220H194V223H197V222H195ZM210 220V219H209ZM208 220V221H209ZM220 220H222V219H220ZM253 220V219H252ZM256 220V219H255ZM262 220V219H261ZM260 220V221H261ZM138 221V222H139ZM162 221V220H161ZM161 221H159V223L161 222ZM163 221H164V219H163ZM182 221H185V218H184V220H183V218H182ZM182 221H180V223L182 222ZM187 221V220H186ZM192 220H190V222H191ZM199 221V220H198ZM207 221V220H206ZM217 221V220H216ZM215 221V222H216ZM230 221V220H229ZM247 221V220H246ZM245 221V222H246ZM264 221V220H263ZM68 222H69V219H68ZM78 222V221H77ZM82 222V221H81ZM134 222V221H133ZM137 222V223H138ZM193 222V221H192ZM220 222V221H219ZM32 223V222H31ZM70 223V222H69ZM156 223V222H155ZM154 222H153V224L151 225L152 227L150 228V229H152V230H155V231H157V235L155 234L156 232L154 231H151V234H150V236H152V235H156L155 237L154 236H152V239L154 238V241H155V244L153 245V248H154V246L157 244V242L158 243H161L162 242V240H163V238H165V236L166 235H164V234H168V235H170L169 234V232L170 231H172V229L170 230L169 228V230H167L166 231V233H164V234H162V232H161V234H159L158 232H159V230L158 229H160V227L161 226H165V224H163V223H161L162 225H160V224H158V222H157V224H155ZM173 223V222H172ZM209 223V222H208ZM211 224H212V222H210ZM213 223H214V221H213ZM244 223V222H243ZM247 223H248V221H247ZM260 223V222H259ZM33 224V223H32ZM31 224V225H32ZM77 224H79V222L77 223ZM76 224V225H77ZM82 224V223H81ZM139 224V223H138ZM141 224H143V223H141ZM141 224H139V225H141ZM191 224V223H190ZM207 224V223H206ZM233 225H234V223H232ZM4 225V226H3ZM25 225V226H24ZM66 225H68V224H66ZM72 225V224H71ZM80 225V224H79ZM79 225H77L78 227H79ZM137 225V224H136ZM156 225H158L157 227H159V228H156L155 226ZM169 225V224H168ZM210 225V224H209ZM215 225V224H214ZM250 225V224H249ZM261 226H262V224H260ZM259 225V226H260ZM6 226V227H7ZM24 226V227H23ZM203 226V225H202ZM222 226V225H221ZM252 226V225H251ZM255 226H257V224L255 225ZM254 226V227H255ZM28 225H27V229H28ZM31 228H32V226H30ZM30 227H29V229H30ZM67 227V226H66ZM75 227V226H74ZM80 227H81V225H80ZM81 227V228H82ZM141 227V226H140ZM143 227H145V226H143ZM174 227H173V229H174ZM178 227V228H177ZM183 227V226H182ZM205 227V226H204ZM204 227H201V228H204ZM209 227V226H208ZM213 227V226H212ZM211 227V230L214 228H212ZM238 227V226H237ZM242 227H244V226H242ZM253 227V228H254ZM263 227V226H262ZM137 229H138V227H136ZM148 230H149V228L148 227H146ZM156 228V229H155ZM181 228V226L179 227V226H176V228H175V230L176 231H178L179 229ZM222 228V227H221ZM229 228V227H228ZM230 228H231V226H230ZM235 228V227H234ZM252 228V229H253ZM261 228V227H260ZM0 229V230H1ZM7 229H8V227H7ZM23 229V230H22ZM28 229V230H29ZM76 229V228H75ZM205 229V228H204ZM209 229H210V227H209ZM255 229V228H254ZM10 230V229H9ZM31 230V229H30ZM74 230V229H73ZM84 230V229H83ZM147 230V231H148ZM214 230H216V229H214ZM226 230V229H225ZM225 230H224V232H225ZM247 230V229H246ZM251 230V229H250ZM258 230V229H257ZM70 231V230H69ZM81 231V230H80ZM80 231L78 232V233H80ZM163 231H164V229H163ZM186 231V230H185ZM190 231V230H189ZM231 231V230H230ZM230 231H228V232H230ZM237 231V230H236ZM239 231V230H238ZM235 232L234 231V234H238L239 232ZM254 231V230H253ZM5 232V231H4ZM8 232V231H7ZM9 232V233H10ZM24 233L25 234V240H24V238L22 239L21 238V236H22V234L21 233ZM65 232V231H64ZM85 232V231H84ZM154 234H153V233ZM190 232H192V231H190ZM227 232V233H228ZM59 233V232H58ZM83 233V232H82ZM150 233V232H149ZM176 233V232H175ZM174 233V234H175ZM211 233V235H212V237H210V239L211 240H209V238L208 239H205L204 238V240H207L208 242H210V241H213L212 239H213V235H214V233L212 234V232H210ZM227 233H224L225 235L227 234ZM1 234H3V233H1ZM19 234H21L20 236H16V235H19ZM23 234V235H24ZM62 234V233H61ZM60 234V235H61ZM186 234H187V232H186ZM215 234H220V233H215ZM236 234V235H237ZM264 234V233H263ZM28 235V234H27ZM73 235V234H72ZM75 235V234H74ZM79 235V234H78ZM142 235L144 236V237H142ZM159 235V237H160V239L158 240V238L159 237H157ZM167 235V236H168ZM191 235H193V232L191 233ZM195 235V234H194ZM193 235V236H194ZM208 235L210 236V234L208 233ZM223 235V234H222ZM62 236V235H61ZM65 236V235H64ZM84 236V235H83ZM193 236H190V237H192V241L190 240V243H192L191 245H195L194 247L193 246H189L190 245V243L188 244H185V242L184 243H182L181 244V242H180V244L181 245H183L184 244V246L186 245V246H188V247H191L190 249H186V247L180 252V253H178L179 252V250L182 248V247H184V246H180V249L178 250V244H177V249H176V247L175 246H173V247H175V248H172L171 250H177L176 251V256H175V251H171V250H169L168 248H166L165 246H164V242H165V239L163 240V243H161V244H163V246L164 247H162V245L161 244H159L160 246H158V247H155V248H157V249H159V251L157 250V249H155V251L154 252H152L151 251V249L153 250V248H152V245L151 244H148V245H150L149 247H150V249L148 250V252L150 251L151 253H152V255H153V253L156 255L157 253H159L160 254V257L159 258H161V259H158L157 260V258H158V254H157V257L156 258H154L155 256H150V252L148 253V255L150 256V257H153V259L152 258H150L149 256H147V257H149L150 258V260H148L149 262H152L151 260H157V261H153V262H156V263H154V264H157V262H159L158 264H196V262H197V264H199V263H205L206 264V262L208 263V261H206V260H209V257H208V259H206L207 258V256L206 257H204L205 256V252H204V249H200V248H198L197 247V245H196V241H198V240H196V238H193ZM206 236H207V233H206ZM227 236V238L228 237H230V236H232L233 238H231L233 241L235 240L236 241V239H235V237L233 236V234L231 235H226ZM239 235H237V237H238ZM242 236V235H241ZM240 236V237H241ZM2 237V236H1ZM69 237V236H68ZM190 237H189V239H190ZM204 237V236H203ZM208 237V236H207ZM218 236H216L215 235V237H214V241H216V239L215 238H217ZM61 238V237H60ZM63 238H65V237H63ZM74 238V237H73ZM144 238V239H143ZM148 238V237H147ZM156 238V239H155ZM180 238V237H179ZM178 238V239H179ZM188 238V237H187ZM220 238H221V236H220ZM223 238V237H222ZM224 238H226L225 236H224ZM243 238H244V236H243ZM12 239H14V238H12ZM38 239V238H37ZM36 239V240H37ZM76 239V238H75ZM177 239V240H178ZM182 239V238H181ZM193 239H195L196 241H195V244L193 243ZM231 239H229L228 238V241H230ZM2 240V239H1ZM14 240V241H15ZM24 240V241H23ZM34 240V239H33ZM79 240V239H78ZM151 240V239H150ZM203 239H201V240H199V242L201 243V245L203 246V244L204 243H206L207 241H205V242H203L202 241ZM224 240V239H223ZM40 241V240H39ZM43 241V240H42ZM47 241V240H46ZM77 241V240H76ZM80 241V240H79ZM147 242L146 243H148V240H146ZM157 241V242H156ZM178 241H180V240H178ZM188 241V240H187ZM202 241V242H201ZM234 241V242H235ZM1 242H4V241H1ZM25 244H24V243ZM41 242V241H40ZM51 242V241H50ZM57 242V241H56ZM73 241H71V242H69L70 244L72 243ZM189 242V241H188ZM207 242V243H208ZM227 242V241H226ZM232 242V241H231ZM26 243H28L27 245H26ZM68 243V242H67ZM74 243V242H73ZM72 243V244H73ZM165 243H167V242H165ZM177 243V242H176ZM179 243V242H178ZM213 243V242H212ZM215 243V242H214ZM218 243H219V241H218ZM14 244V243H13ZM70 244H69V246H70ZM229 244V243H228ZM0 245H2V243L0 244ZM29 245V247H27ZM33 245V244H32ZM37 245H39L38 243H37ZM49 245V244H48ZM47 245V246H48ZM51 245V244H50ZM49 245V246H50ZM61 245V244H60ZM66 245V244H65ZM74 245H76V242L74 243ZM166 245V244H165ZM227 245V244H226ZM232 245V244H231ZM7 246H8V244H7ZM81 246H82V244H81ZM90 246V245H89ZM157 246V245H156ZM168 246V245H167ZM205 246H208L207 244H205ZM210 246V245H209ZM212 246H214V245H212ZM10 247H7V248H10ZM42 247H43V245H42ZM42 247H40V248H42ZM44 247H45V245H44ZM76 247V246H75ZM78 247V246H77ZM236 247V246H235ZM4 248L6 249V245L4 246ZM37 248V247H36ZM80 248V247H79ZM143 248H141V250L143 249ZM146 248L148 249V246H146ZM220 248V246L218 247V249ZM224 248H225V246H224ZM30 249V250H29ZM39 249V248H38ZM46 249V248H45ZM44 249V250H45ZM49 249V248H48ZM51 249V248H50ZM61 249V248H60ZM67 249H69V248H67ZM66 249V250H67ZM147 249H146V251H147ZM186 249V250H185ZM239 249V248H238ZM8 250V249H7ZM7 250H4V251H6L5 252V254L7 253ZM28 250V251H27ZM35 250V249H34ZM57 250V249H56ZM63 250V249H62ZM72 250V249H71ZM76 250V249H75ZM74 250V251H75ZM140 250V251H141ZM144 250V249H143ZM143 250H142V252H143ZM209 250H210V248H209ZM215 250V249H214ZM232 250V249H231ZM237 250V249H236ZM235 250V251H236ZM242 250V249H241ZM3 251V252H4ZM25 251L27 252V253H25ZM38 251V250H37ZM43 251V250H42ZM157 251V252H156ZM221 252L223 251V250H220ZM234 251V252H235ZM259 251V250H258ZM8 252H9V250H8ZM34 252V251H33ZM71 252V251H70ZM83 252V251H82ZM85 252V251H84ZM142 252H140V253H142ZM172 252H174V253H172ZM203 253V258L201 257V255L202 254H200V253ZM230 251H228V253H229ZM231 252H233V251H231ZM37 253V252H36ZM54 253V252H53ZM63 253V255H64V253H65V249H64V252H62ZM71 253H73V252H71ZM125 253H126V255L127 254H129L130 256H129V258H128V256H127V258H128V260H124L123 259V257L125 256ZM131 253V254H130ZM217 253V252H216ZM246 253V252H245ZM31 254V253H30ZM39 254H41V253H39ZM78 254H80V251H79V253ZM86 254V253H85ZM85 254H84V256H85ZM172 254V255H171ZM178 254H180V255H178ZM224 255H225V252L223 253ZM231 254V253H230ZM230 254H228V256L230 257ZM262 254V253H261ZM264 254V253H263ZM7 255H8V253H7ZM34 255V254H33ZM51 255V254H50ZM49 255V256H50ZM73 255H75V254H73ZM132 255V256H131ZM174 255V256H173ZM178 255V256H177ZM200 255V256H199ZM206 255H207V253H206ZM216 255V254H215ZM223 255V256H224ZM227 255V254H226ZM247 255H249L248 253H247ZM9 256V255H8ZM54 257H55V255H53ZM66 257H68L67 255H65ZM80 256V255H79ZM81 256H83V254H81ZM169 256V257H168ZM180 256V257H179ZM195 256H199V259H198V257H196L197 259H195ZM228 256H226V257H228ZM233 256V255H232ZM260 256V255H259ZM24 257V258H23ZM27 257H26V259H27ZM57 257H60L61 259L63 258L62 256H56L55 258H57ZM171 257H173L174 258V260L173 259H170ZM176 257H178L179 259H177ZM225 257V256H224ZM225 257V258H226ZM243 257V256H242ZM248 257V256H247ZM261 257H263V259H264V256L263 255H261ZM8 258V259H9ZM23 258V259H22ZM29 258V257H28ZM47 258V257H46ZM83 258H85V257H83ZM125 258V257H124ZM146 258V257H145ZM166 258L168 259H170V260H166ZM248 258H250V257H248ZM29 259H31V257L29 258ZM49 259V258H48ZM65 258H63L62 260H64ZM74 259H75V257H74ZM130 259V260H129ZM136 259H138V257H136ZM140 259V258H139ZM141 259H142V257H141ZM201 259V260H200ZM211 259V258H210ZM221 259V258H220ZM234 259V258H233ZM233 259H231V260H233ZM262 259V260H263ZM33 260V259H32ZM44 260H45V258H44ZM47 260V259H46ZM58 261H59V258L57 259ZM57 260H56V262L54 261V259H53V261L57 264ZM62 260H60V261H62ZM117 260V261H116ZM124 260V261H123ZM143 260V259H142ZM142 260H141V262H142ZM197 260V261H196ZM202 260H204V261H202ZM250 261H254V259L252 258V259H249ZM249 260H247V261H244V262H247V264H248V261ZM256 260V259H255ZM260 260H261V258H260ZM2 261V260H1ZM37 261V260H36ZM40 261V260H39ZM51 261V260H50ZM147 261V262H148ZM193 261H194V263H193ZM196 261V262H195ZM209 261H212V263H213V260H209ZM219 261V260H218ZM250 261H249V264H251L250 263ZM33 262V261H32ZM30 263V264H33V263ZM67 262V261H66ZM143 262H146V261H143ZM216 262V261H215ZM229 262V261H228ZM244 262L243 263H241V264H244ZM264 262V261H263ZM37 263V262H36ZM45 263H46V261H45ZM109 263H107V264H109ZM123 263H120V264H123ZM126 263H124V264H126ZM140 263V262H139ZM210 263V262H209ZM239 263V262H238ZM256 264V262H252V264ZM258 263H260L259 262V259L257 260V264ZM28 264H29V261H28ZM61 264V263H60ZM66 264V263H65ZM110 264H112V263H110ZM141 264V263H140ZM147 264H149V263H147ZM153 264V263H152ZM240 264V263H239ZM262 264H264V263H262Z\"/></svg>", "mask_w": 264, "mask_h": 264}]
</instances>
